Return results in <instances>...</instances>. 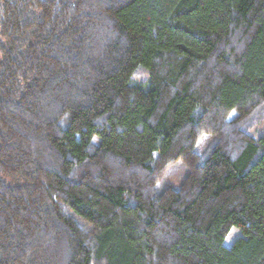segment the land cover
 Listing matches in <instances>:
<instances>
[{"label": "trees", "instance_id": "obj_1", "mask_svg": "<svg viewBox=\"0 0 264 264\" xmlns=\"http://www.w3.org/2000/svg\"><path fill=\"white\" fill-rule=\"evenodd\" d=\"M263 108L264 0H0V264H264Z\"/></svg>", "mask_w": 264, "mask_h": 264}, {"label": "rangeland", "instance_id": "obj_2", "mask_svg": "<svg viewBox=\"0 0 264 264\" xmlns=\"http://www.w3.org/2000/svg\"><path fill=\"white\" fill-rule=\"evenodd\" d=\"M149 79V74L144 69H139L135 76L134 80L137 82H145ZM235 113L231 114L233 117ZM250 133L255 138H259L264 135V108L258 111L253 118L249 121ZM214 136L210 134H203L199 141L196 144L195 152L202 154L210 145ZM188 174V169L185 166L182 160H178L174 165L168 168L162 180L157 184V192L159 194L163 193L167 188L178 189L181 184L184 182ZM72 214V213H70ZM73 215V214H72ZM81 225H84L87 228H90L87 223L82 219L76 217ZM243 235L240 229L233 227L225 239L224 245L226 247L232 246V244Z\"/></svg>", "mask_w": 264, "mask_h": 264}]
</instances>
